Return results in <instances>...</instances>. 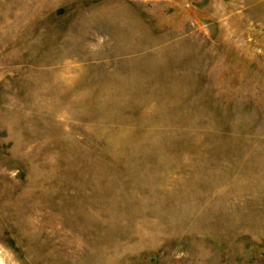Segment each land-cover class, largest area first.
I'll list each match as a JSON object with an SVG mask.
<instances>
[{
  "label": "rangeland",
  "instance_id": "1",
  "mask_svg": "<svg viewBox=\"0 0 264 264\" xmlns=\"http://www.w3.org/2000/svg\"><path fill=\"white\" fill-rule=\"evenodd\" d=\"M2 264H264V0H0Z\"/></svg>",
  "mask_w": 264,
  "mask_h": 264
},
{
  "label": "bare ground",
  "instance_id": "2",
  "mask_svg": "<svg viewBox=\"0 0 264 264\" xmlns=\"http://www.w3.org/2000/svg\"><path fill=\"white\" fill-rule=\"evenodd\" d=\"M0 264H2V262L0 261Z\"/></svg>",
  "mask_w": 264,
  "mask_h": 264
}]
</instances>
